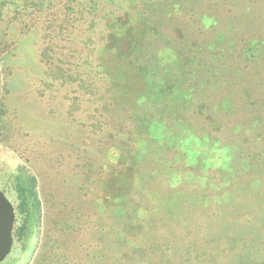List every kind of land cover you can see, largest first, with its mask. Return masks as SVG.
<instances>
[{"label":"rangeland","instance_id":"obj_1","mask_svg":"<svg viewBox=\"0 0 264 264\" xmlns=\"http://www.w3.org/2000/svg\"><path fill=\"white\" fill-rule=\"evenodd\" d=\"M116 1L117 9L126 4L117 18L133 27L130 19L139 12L149 18V31L136 41L138 27L109 26L98 60L93 49L104 42L99 27L92 44L68 42L64 60L81 61L78 69L93 72L95 83L75 74L64 81L54 68L43 80L39 33L9 27L8 18L18 13L3 12L0 190L14 207L9 171L25 164L37 180L41 216L30 239L12 236L0 264H241V149L231 162L228 155L211 157L214 165L187 164L186 156L166 163L156 145L144 159L118 147L126 131L127 144L135 146L140 132L131 127V115L141 109L140 96L160 104L166 80L169 97L177 85L195 84L189 98L179 96L166 111L178 110L188 128L233 139L241 148V0ZM119 61L182 62L174 71L165 65L162 84L144 87L133 75L142 79L143 67L131 63L125 79L116 80ZM118 95L125 104L117 105L123 102ZM160 123L149 124L148 134L172 141ZM188 141L191 152L208 145ZM243 263L264 264V0H243Z\"/></svg>","mask_w":264,"mask_h":264},{"label":"trees","instance_id":"obj_2","mask_svg":"<svg viewBox=\"0 0 264 264\" xmlns=\"http://www.w3.org/2000/svg\"><path fill=\"white\" fill-rule=\"evenodd\" d=\"M114 4H120V2L116 0H0V19L2 18L4 10L14 9L18 14L8 18L9 27L14 29L20 26L19 28L22 29L25 34H30L31 36L33 31L39 33L38 54L41 66L38 70L42 71L41 78L43 80L46 76L52 74L51 71L54 68V70L59 71L60 77H62V80L64 81H67V78H73V74H75L77 80L82 81L84 79L85 81L91 80L94 82L93 72L86 69H78L81 64H83L81 61L75 62L64 60V52L70 47L68 42L73 44L78 41L86 43V45L89 43L92 44L93 34H98L96 28L99 27L101 30L100 35L104 39V42L102 45L94 47L93 49L98 60V55L100 59L104 57L103 50L106 48L105 45H107L106 38L109 26H114L118 29L126 28L127 30L128 28L138 27L134 31V34L136 35V38L134 35V39L136 41H138L137 35L144 33V31L148 30L150 26L148 24L149 18L145 15H140L138 12L133 16L135 21H133L132 18L130 19L134 24L133 27H128L126 21L122 22L121 18L116 17L119 10L126 4H121L118 9L112 6ZM31 17L33 21L30 23ZM80 25L83 26L85 31L80 28ZM118 32L120 33L119 30ZM27 37H29V35H27ZM131 47V49H137L139 46L133 44ZM84 57V61L89 60V64H92V59L87 54H84ZM178 62L182 61H119L118 65L124 70L121 67L117 69L116 80L122 81L125 79L126 72L124 67L131 63V65L134 64V67H143L142 70L144 76L142 79L137 77L136 74L139 73H133L137 81L143 84L144 87L146 86L145 84L150 85L151 83H155V86H157L162 84V81L166 78L165 65L167 70L174 71L175 65H180ZM74 68L76 70L75 72L72 71ZM187 75H189V72ZM97 78H99V76H97ZM101 80L105 81L108 85L111 83V77L108 76H102ZM54 81H56V79L52 77L50 82ZM112 82L115 81L112 80ZM170 83L171 82H166L165 80V84L159 87L160 90H158V92L161 91L165 96V99L161 101L158 100L160 104H151L148 97L145 95L140 96V99H143L140 104L141 109L136 110L134 115H131V127H139L138 131L140 132V139L135 138L136 142L133 143L135 146H130L129 143L127 144V131L122 132L121 138L123 141H120L118 146L120 152L125 153L126 156H131V158L138 157V159H144L145 157L148 158L149 149L154 150L151 146L156 145L158 152L155 150L154 152L160 154L166 163H169V161L173 163L172 161L178 160V157L185 158L186 156L187 164L214 162L213 164L217 165L218 161L210 160V158L214 157L216 159L218 155L220 156V159H226V155H228L227 159L231 162L233 153L241 149L237 144L239 142H236L233 139H231V141H225L219 135H210L207 130L203 133L201 130L196 131L192 126L188 128L186 122L183 120L182 112L178 110L172 111L171 109L166 111L167 108L174 109L173 106L178 103L179 96L189 98L191 91L195 86V84L186 81L182 86L178 87L177 85L174 89V96L169 97L166 96V91L170 89ZM183 90H185V92H183ZM117 98L123 101H116L117 105L125 104L124 102L126 99L124 97L118 95ZM171 100L172 103L168 104ZM156 105L160 106L161 109L158 108L159 110L155 111L154 108ZM151 106L153 107L150 108ZM163 111L169 113H166L167 115H165ZM210 118L211 116L207 117L206 122H208ZM209 122L207 124H210ZM151 123L164 124V130L169 132L175 138L172 141L168 139L158 140L157 137L150 136L147 129ZM190 128H193V130ZM188 137H190L192 141H206L208 145H198L197 149L191 152V142L188 141ZM171 145L176 147L179 146L183 155L179 154L178 150H175L174 152L172 149H169L168 147H172ZM131 147H134V149ZM222 147H224L225 150L219 151L221 152V155H215L214 153L217 152L216 150L221 149ZM207 151H210V154H208L210 155L209 159H207L206 156ZM167 152H170L171 155L167 156ZM152 161L155 164L159 160L154 157ZM128 164V166L131 167L132 161ZM154 168L158 169L157 167ZM9 172L8 181L16 199V204L13 208L15 214L18 216V223L13 226L12 236H16L19 240L27 241L35 233L40 223L41 202L36 186L37 180L35 175L23 163L17 164ZM2 192L4 193V190H2ZM123 204L126 206L125 203Z\"/></svg>","mask_w":264,"mask_h":264},{"label":"water","instance_id":"obj_3","mask_svg":"<svg viewBox=\"0 0 264 264\" xmlns=\"http://www.w3.org/2000/svg\"><path fill=\"white\" fill-rule=\"evenodd\" d=\"M14 208L0 190V261L9 253L12 245Z\"/></svg>","mask_w":264,"mask_h":264}]
</instances>
